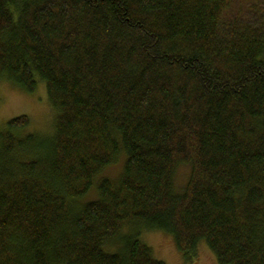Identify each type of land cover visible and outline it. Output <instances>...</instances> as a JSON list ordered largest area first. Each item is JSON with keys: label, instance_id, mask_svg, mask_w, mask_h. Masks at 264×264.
<instances>
[{"label": "trees", "instance_id": "16d2710c", "mask_svg": "<svg viewBox=\"0 0 264 264\" xmlns=\"http://www.w3.org/2000/svg\"><path fill=\"white\" fill-rule=\"evenodd\" d=\"M231 3L0 0V77L56 110L0 122V264H168L143 229L264 264V1Z\"/></svg>", "mask_w": 264, "mask_h": 264}, {"label": "rangeland", "instance_id": "374dc122", "mask_svg": "<svg viewBox=\"0 0 264 264\" xmlns=\"http://www.w3.org/2000/svg\"><path fill=\"white\" fill-rule=\"evenodd\" d=\"M264 0H232L227 7L224 20L240 16H252L257 9L254 4H259ZM254 9V11H253ZM28 114L32 118L31 128L38 129L44 133H53L55 130L56 110L51 104L47 92L46 83L39 82L38 87L33 92L25 90L17 84L10 82L4 77H0V122L1 124L12 116ZM125 156L120 155L118 160L112 165L105 167L102 174L98 175L93 186L92 193L86 198L96 197L99 191L97 184L102 176L118 179L124 167ZM191 165L181 164L176 173L175 187L178 192L184 190V185L190 178ZM142 239L153 246L154 253L158 258L164 259L168 264H220L216 255L204 242L198 248L199 255L194 262H188L183 252H180L172 234L159 229H143Z\"/></svg>", "mask_w": 264, "mask_h": 264}]
</instances>
